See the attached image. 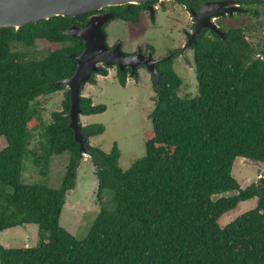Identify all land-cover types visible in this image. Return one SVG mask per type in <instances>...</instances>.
Listing matches in <instances>:
<instances>
[{
  "label": "trees",
  "instance_id": "trees-1",
  "mask_svg": "<svg viewBox=\"0 0 264 264\" xmlns=\"http://www.w3.org/2000/svg\"><path fill=\"white\" fill-rule=\"evenodd\" d=\"M107 11L133 26L142 9L126 5ZM96 13L0 29V138L5 141L0 150V233L30 224L38 228L34 247L0 245V264H264V173L244 189L232 176L236 158L264 165V58H255L240 30L224 39L204 31L196 36V97H178L181 80L171 61L159 64L162 74L153 80L155 108L150 114L153 135L145 143V156L127 170L119 166L117 144L107 153L89 145V138L104 133L103 125L80 124L97 181L96 198L111 191L115 208H100L82 239L59 225L66 194L75 188L85 157L65 117L69 91L45 126L35 102L65 90L55 82L74 74L76 62L70 56L80 55L84 43L62 31L80 27ZM37 41L56 47L38 53L33 51ZM107 69L92 74L89 83L107 76ZM116 78L125 87L127 74L116 68ZM83 87L81 115L103 114L104 105L81 96ZM35 120L47 138L44 165L52 155L69 154L59 188L22 183L29 126ZM226 193L235 194L222 196ZM252 199L255 208L223 228L218 225L223 214Z\"/></svg>",
  "mask_w": 264,
  "mask_h": 264
},
{
  "label": "rangeland",
  "instance_id": "rangeland-1",
  "mask_svg": "<svg viewBox=\"0 0 264 264\" xmlns=\"http://www.w3.org/2000/svg\"><path fill=\"white\" fill-rule=\"evenodd\" d=\"M159 15L160 18L156 24L151 25L145 16L133 26L119 19L110 20L104 27L107 46L113 47L121 44L122 52L127 55H132L136 47L143 50L148 46L154 52L153 59L170 57V51L183 44L185 38L180 32V28L185 27L189 30L190 20L185 12L181 11L179 7L172 8L171 4L166 7L165 12ZM228 23L229 25L236 24L234 20ZM247 39L251 43L254 41L253 35L252 37L248 35ZM189 46L191 45H188L187 42L181 48L178 52L181 55L175 56L173 64V68L181 80V86L177 91L180 98H193L198 95L192 51ZM55 47L56 45L37 41L33 51L42 53ZM184 47L187 48L183 49ZM143 67L138 69L136 75L131 77L127 75L125 87H121L117 82L116 66L109 67L107 78H101L100 84L92 86V90H90L94 104L104 105L106 111L100 116L80 115L79 119L82 126L97 124L104 126V133L89 138V145L107 153L114 143L117 144L120 151L119 166L123 171L127 170L136 160L145 156V143L153 135L150 114L155 108L154 92L149 71ZM85 85L84 90L87 92L86 88L93 84L86 83ZM66 90L65 87L63 91L36 100L35 106L42 126L50 123L52 112L61 110V102ZM39 122L35 120L29 126L31 139L28 153L24 156L22 163V183L59 188L69 154L65 152L61 155H52L48 159V163L44 165L43 158L46 154L47 138L44 136V130ZM4 147L5 141L0 138V150ZM36 159L39 162L35 163ZM81 162L76 173L75 188L67 193L65 205L59 218V225L76 239L86 236L100 208L107 211H113L115 208L111 191L105 190L100 199L96 198L97 181L94 168L89 160ZM263 169L262 163L236 158L232 166V176L240 189H244L250 184L258 182ZM3 189L6 193H11L10 188ZM233 194L235 193H226L222 196ZM218 197L220 196H215L214 199ZM255 206L256 199L239 203L234 210L223 214L218 219V225L221 228L225 227ZM37 243L38 228L33 224L11 228L0 233V245L4 248L34 247Z\"/></svg>",
  "mask_w": 264,
  "mask_h": 264
},
{
  "label": "water",
  "instance_id": "water-1",
  "mask_svg": "<svg viewBox=\"0 0 264 264\" xmlns=\"http://www.w3.org/2000/svg\"><path fill=\"white\" fill-rule=\"evenodd\" d=\"M153 0H0V29L14 28L19 29L25 25L33 24L42 20H48L52 17H70L100 12L105 8L141 5ZM162 2L163 0H156ZM113 12L96 13L88 17L86 22L80 27L72 25L62 31V35L68 37H78L84 43V49L80 55H71L76 62V69L72 76L56 81V85H63L69 91L70 108L65 117L69 119L68 127L73 131L74 142L79 145V152L83 157H87L86 139L81 133L79 117L81 111L80 90L91 80L92 74L99 73L102 68L116 66L122 73L126 69L130 70V75H136L137 68L144 66L153 74V79H157L155 64L168 58L153 59V54L148 52L144 56L141 52L135 55H127L122 52L121 44L108 47L106 44V35L104 27L110 20L115 19ZM195 31L188 41V45L194 42V38L203 28H210L214 33L224 39V34L216 27L207 22V18L201 21L199 18ZM206 20V22H205ZM187 47H184L185 49ZM262 175L259 179L263 177Z\"/></svg>",
  "mask_w": 264,
  "mask_h": 264
},
{
  "label": "flooded vegetation",
  "instance_id": "flooded-vegetation-1",
  "mask_svg": "<svg viewBox=\"0 0 264 264\" xmlns=\"http://www.w3.org/2000/svg\"><path fill=\"white\" fill-rule=\"evenodd\" d=\"M169 4H171L172 8L179 7L181 11L187 14V18L190 20L189 30H187L185 27L180 28V32L184 35L185 38L183 44H181L178 48L176 49L174 48V50L170 51V55L174 53L177 54L173 55V57L170 60L165 59V61H171V66L174 72L175 70L173 68V64H174L175 56L181 55L178 52L181 50V48L184 45L187 44L189 40H191V36L195 31L196 25L198 24V20H197L198 18L201 21H203L204 18H207V22L210 25L216 27L218 31L222 32L224 34V37L231 30H240L247 41H248L247 36L251 35L252 37L253 35V39H254V41L252 40L253 43H251L250 41L248 42L255 50V58H261V59L264 58V0H163L162 2L153 0L139 5L142 9L141 18L145 16L148 22L150 23V25L156 24V22L160 18L159 14L165 12L166 7ZM105 12H110V11H107V8H105L98 13H105ZM232 20H234L236 24L229 25L228 22ZM203 31L205 35L209 37L216 36L221 38L219 35L214 33L210 28L201 29L199 34ZM195 38H194V42H195ZM194 44L195 43L189 46L192 51V57H193L192 47ZM137 52H141L145 57L148 55V52L154 54L153 50L149 49L148 46L144 47L143 50L140 49L139 47H136L132 55H135ZM161 62L155 64L157 78L160 74H162V72L159 71L158 69V66ZM141 67L143 66H139L137 68V71ZM125 73L131 77L129 69H126ZM148 74L152 81V86H153V80H154L153 74L150 71Z\"/></svg>",
  "mask_w": 264,
  "mask_h": 264
},
{
  "label": "crops",
  "instance_id": "crops-1",
  "mask_svg": "<svg viewBox=\"0 0 264 264\" xmlns=\"http://www.w3.org/2000/svg\"><path fill=\"white\" fill-rule=\"evenodd\" d=\"M105 79V78H107V76H98L96 79H95V83L93 84V85H90L89 86V88L87 87L86 89H87V92H85V86L83 87V90H82V94H81V96L82 97H87V98H90L91 100H92V103L94 104V101H93V96L90 94V90H92L91 88H92V86H98L99 84H100V82H101V80L102 79ZM126 83H127V81H126ZM100 115H102V114H98V115H91V116H100ZM79 119H80V117H79ZM83 160H87L86 158H84ZM82 160V161H83ZM82 163V162H81ZM81 165V164H80ZM79 168H80V166H79ZM79 168H78V170H79ZM69 192V191H68ZM67 192V193H68ZM67 195V194H66ZM65 205V204H64ZM26 226V225H25ZM24 227V226H23Z\"/></svg>",
  "mask_w": 264,
  "mask_h": 264
}]
</instances>
